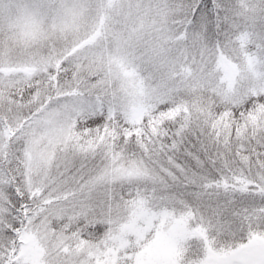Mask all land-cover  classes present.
<instances>
[{"label": "snow or ice", "instance_id": "obj_1", "mask_svg": "<svg viewBox=\"0 0 264 264\" xmlns=\"http://www.w3.org/2000/svg\"><path fill=\"white\" fill-rule=\"evenodd\" d=\"M0 264H264V0H0Z\"/></svg>", "mask_w": 264, "mask_h": 264}]
</instances>
